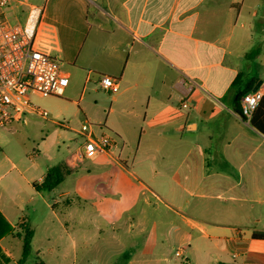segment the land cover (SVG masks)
Instances as JSON below:
<instances>
[{
    "label": "crops",
    "instance_id": "obj_1",
    "mask_svg": "<svg viewBox=\"0 0 264 264\" xmlns=\"http://www.w3.org/2000/svg\"><path fill=\"white\" fill-rule=\"evenodd\" d=\"M41 7L35 38L69 78L61 98L72 95L71 80L83 85L78 106L88 89L109 94L106 131L94 130L118 147L86 161L85 172L74 166L52 192L35 185L53 167L30 173L5 157L0 255L23 263L27 225L37 264H48L45 254L68 262L67 245L68 264H264V237H254L264 233V96L246 121L230 92L240 73L264 90V0ZM103 76L114 91L102 89ZM182 246V261L176 251L171 259Z\"/></svg>",
    "mask_w": 264,
    "mask_h": 264
},
{
    "label": "rangeland",
    "instance_id": "obj_2",
    "mask_svg": "<svg viewBox=\"0 0 264 264\" xmlns=\"http://www.w3.org/2000/svg\"><path fill=\"white\" fill-rule=\"evenodd\" d=\"M44 1H11L3 10L5 20L11 26L23 24L29 10L33 6L41 7ZM34 49L39 51L36 38L34 39ZM82 86L71 80L72 95L63 99L30 95L32 103L47 111L48 116L43 118L37 114L25 113L21 115V122H12L6 127H0V176L2 175L0 185L11 177L8 173L11 164L6 158H9L22 170L30 168V173H43L48 166L56 167L74 156L84 142V137L80 134L83 125L92 124L98 133L105 130V119L109 114V104L107 103L109 94L94 93L88 89L84 101L78 106L72 103V100L80 96ZM111 118L116 122L121 121L116 114L111 115ZM24 120L25 122H23ZM89 164L90 162L82 163L81 170L85 172ZM183 247L186 248L185 246L181 248ZM42 248L45 249L44 246ZM67 249L69 250V258L68 262H64V264L73 260L72 247L67 245ZM176 249H170L169 257L171 259L175 258ZM83 254V251L79 252L80 256ZM146 257L152 258V256L142 258ZM2 259L6 264H17L21 260L20 257L9 260L5 255H0V264L3 263ZM182 259L183 257L178 261L181 262ZM42 260L48 264H57V262L51 261L49 254H45ZM38 262L36 254L32 253L22 264H37Z\"/></svg>",
    "mask_w": 264,
    "mask_h": 264
},
{
    "label": "built area",
    "instance_id": "obj_3",
    "mask_svg": "<svg viewBox=\"0 0 264 264\" xmlns=\"http://www.w3.org/2000/svg\"><path fill=\"white\" fill-rule=\"evenodd\" d=\"M11 1L15 0H0V127L20 120L25 113L47 117L48 112L34 105L30 95L61 98L70 83L60 62L34 49L43 7L33 6L23 24L11 26L3 14ZM100 85L105 91H114L117 87L116 81L109 76L101 77ZM263 96L264 90L259 87L241 99V112L246 121L251 120ZM182 108H189L187 101L182 103ZM80 134L84 142L67 161L71 167L110 154L118 147L115 136L97 134L92 124L83 125ZM184 250L177 249L176 256L182 257Z\"/></svg>",
    "mask_w": 264,
    "mask_h": 264
},
{
    "label": "trees",
    "instance_id": "obj_4",
    "mask_svg": "<svg viewBox=\"0 0 264 264\" xmlns=\"http://www.w3.org/2000/svg\"><path fill=\"white\" fill-rule=\"evenodd\" d=\"M258 51L253 53V56L256 57L258 55ZM257 80L255 78L249 77L244 73H240L236 79L234 80L231 86V94L233 96V102L235 104V108L242 115L240 102L241 99L252 92L255 85L257 84ZM74 168L69 166L68 164H62L57 167L51 168L44 179V182L41 185H35L36 190L41 192H52L56 189L66 178L68 174L73 172ZM0 220L4 221L3 216L0 214ZM8 227V225H7ZM255 238L264 237V233H255ZM23 241V253H22V261L25 262L31 255L32 251V241L34 238V232L29 226L22 227V235Z\"/></svg>",
    "mask_w": 264,
    "mask_h": 264
},
{
    "label": "water",
    "instance_id": "obj_5",
    "mask_svg": "<svg viewBox=\"0 0 264 264\" xmlns=\"http://www.w3.org/2000/svg\"><path fill=\"white\" fill-rule=\"evenodd\" d=\"M260 86H261V83L256 85L255 88L253 89V91H256Z\"/></svg>",
    "mask_w": 264,
    "mask_h": 264
}]
</instances>
